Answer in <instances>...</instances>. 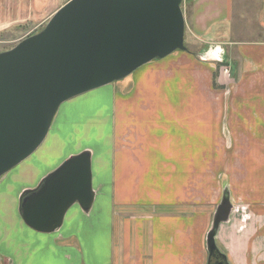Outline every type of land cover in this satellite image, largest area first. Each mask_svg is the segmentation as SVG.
<instances>
[{
    "label": "crops",
    "instance_id": "0c3cea01",
    "mask_svg": "<svg viewBox=\"0 0 264 264\" xmlns=\"http://www.w3.org/2000/svg\"><path fill=\"white\" fill-rule=\"evenodd\" d=\"M49 3L0 0V33L21 23L44 20L41 10L49 8ZM19 10L21 19L10 20ZM259 13L254 38L228 43L237 46L245 64L240 74L244 81L264 77V0ZM234 14L235 0H195L193 30L200 37L221 30L226 33ZM173 58L179 63L176 68ZM201 67L196 52H180L163 64L157 61L135 70L121 88L123 101L115 108L110 169L104 170L100 157L95 169V152L92 155L93 207L80 219L78 232L56 231V238L62 239L63 259L71 261L69 264H207L206 238L224 191L229 193L233 211L219 226L217 246L230 264H264V117L245 119L243 124L249 126L247 131H252L250 137L256 141L253 148H247L257 149L245 156L243 176L231 179L223 188L218 178L224 172L219 169L221 149L215 141L209 150L203 149L202 125L209 118L203 119L201 102H196V93L201 92ZM157 72L164 83L161 90H153L162 91L165 101L143 108L150 121L140 137L134 134L132 119H126L136 109L132 99L137 85L130 81L137 76L147 80ZM261 87L253 83L247 92L264 94ZM254 127H259L256 135ZM207 165L212 177H203ZM226 168L224 173L232 172ZM126 194H135V200L127 199ZM74 218L70 216L68 222L74 223ZM85 218L87 225L82 224ZM65 222L68 224L67 214L63 225ZM52 257L61 261L57 252H52Z\"/></svg>",
    "mask_w": 264,
    "mask_h": 264
},
{
    "label": "water",
    "instance_id": "95a60500",
    "mask_svg": "<svg viewBox=\"0 0 264 264\" xmlns=\"http://www.w3.org/2000/svg\"><path fill=\"white\" fill-rule=\"evenodd\" d=\"M182 1L68 0L39 32L0 51V178L42 145L63 103L186 51ZM92 155L90 149L70 155L21 193L19 213L28 227L54 233L73 205L91 211ZM232 210L224 191L206 238L207 264L212 256L230 264L216 236Z\"/></svg>",
    "mask_w": 264,
    "mask_h": 264
},
{
    "label": "rangeland",
    "instance_id": "374dc122",
    "mask_svg": "<svg viewBox=\"0 0 264 264\" xmlns=\"http://www.w3.org/2000/svg\"><path fill=\"white\" fill-rule=\"evenodd\" d=\"M25 1L29 2L30 0ZM67 1L49 0V8H46L45 11L41 10L40 18L44 20L39 23H21L0 33V51L8 50L22 39L39 32L52 15ZM194 3L195 0H183L181 4L186 22V51L202 52L203 54L200 57L202 61L201 92L196 93V102L199 100L201 102L203 119H212H208L207 123L202 125L203 149L209 150L210 146L213 147L216 142V145L221 149L220 153L223 157L218 159L219 169L225 172L228 167L232 171L228 174L224 172L218 174L220 184L225 188L231 179L236 180L243 176L241 170L246 161L245 156L248 152L252 153L257 149L255 147L252 150L253 142L255 144L256 141H252L250 137L252 131L250 133L247 131L249 126H244L245 119L254 116L264 117V108H262L264 94L247 92V86H251L253 83L262 86L260 91L263 92L264 77H251L244 81L240 74L245 68V64L237 46L230 47L231 44H228L235 41L246 42L254 38L253 35L257 32H254V28L260 14L261 0H235V14L229 31L225 33L221 30L212 34L208 33L205 37L198 36L192 27ZM21 16L23 13L19 10L10 16V20L21 19ZM220 49L223 51L221 52ZM180 52L185 51H176L138 69L157 61L159 64H163L169 56ZM197 57L199 56L197 55ZM173 59L175 60L173 65L176 68L179 63L177 59ZM161 67L157 69H161ZM132 75L133 73L122 80L112 82L63 103L42 145L25 161L0 178V264H18L20 256L22 257L19 264H69L71 262L63 259L64 254L60 244L62 239L56 238L59 232L39 233L24 223L19 213V198L24 190L37 187L41 179L58 167L67 157L85 149L95 152V169L96 159L99 157L102 158L104 170L110 169L109 164L112 162L114 151L115 108L121 100L123 101L121 88L128 83ZM160 76L161 72H157L153 78L146 80V76H137L135 81H130L132 84L136 82L137 85V91L132 99L136 109L132 114L126 115V119H132L135 125L134 134L140 137L144 135V125L147 126L150 121L147 111L143 108L165 101L162 91L157 92L158 89H162L164 83V79ZM141 87L145 89L142 91ZM258 105L260 109L256 110ZM254 128L256 135L259 127ZM231 130L235 134L231 133ZM248 135L250 141H247ZM213 141L215 142L213 143ZM248 145L252 148L248 149ZM203 169L205 173L203 177H212L209 165ZM5 178L4 183L1 184ZM126 196L127 199L135 200V194H126ZM14 198L15 202L13 203ZM70 216L75 217L74 223L68 222ZM85 216L86 213L78 204L73 205L67 212L68 224L65 222L61 229L63 232H78V227L81 225L80 219ZM18 218L24 227L21 226ZM82 224L87 225L88 219L85 218ZM52 252H57L61 261L53 260ZM73 262L77 261L73 260Z\"/></svg>",
    "mask_w": 264,
    "mask_h": 264
},
{
    "label": "flooded vegetation",
    "instance_id": "af4514ba",
    "mask_svg": "<svg viewBox=\"0 0 264 264\" xmlns=\"http://www.w3.org/2000/svg\"><path fill=\"white\" fill-rule=\"evenodd\" d=\"M222 261L221 257L219 256H212L210 260V264H217V262Z\"/></svg>",
    "mask_w": 264,
    "mask_h": 264
}]
</instances>
